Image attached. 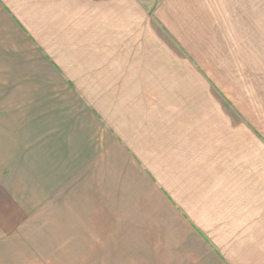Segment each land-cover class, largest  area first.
Returning a JSON list of instances; mask_svg holds the SVG:
<instances>
[{"label": "crops", "instance_id": "obj_1", "mask_svg": "<svg viewBox=\"0 0 264 264\" xmlns=\"http://www.w3.org/2000/svg\"><path fill=\"white\" fill-rule=\"evenodd\" d=\"M144 1L0 0L9 201L26 206L13 181L29 165L58 177V264H264V136L219 93L227 130L252 145L226 151L176 104L157 34L141 39L173 3Z\"/></svg>", "mask_w": 264, "mask_h": 264}, {"label": "rangeland", "instance_id": "obj_2", "mask_svg": "<svg viewBox=\"0 0 264 264\" xmlns=\"http://www.w3.org/2000/svg\"><path fill=\"white\" fill-rule=\"evenodd\" d=\"M144 2L149 5L151 0ZM172 3L163 16L166 21L159 17L166 22L159 21V32L144 28L141 35L143 41H154L157 34L160 47L153 53L158 56L153 66L175 88L176 104L189 103L195 119L206 116L209 137L222 138L226 151L234 145L250 150V133L236 126L227 130L230 118L215 97L225 96L237 107L239 123L253 120L264 136V0ZM141 22L152 24L149 18ZM218 120L223 122L216 126ZM230 131L239 136L238 143L230 139ZM255 152H261L257 141ZM27 170L32 173L13 181L14 200H22L25 207L12 206L10 177L5 171L0 175V264H58V177L40 176L30 165Z\"/></svg>", "mask_w": 264, "mask_h": 264}]
</instances>
